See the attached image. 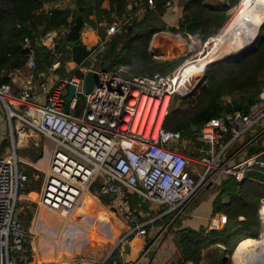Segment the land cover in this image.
Returning <instances> with one entry per match:
<instances>
[{"label":"built area","instance_id":"obj_1","mask_svg":"<svg viewBox=\"0 0 264 264\" xmlns=\"http://www.w3.org/2000/svg\"><path fill=\"white\" fill-rule=\"evenodd\" d=\"M172 2L166 0L165 5L171 6ZM147 5L157 8L155 0H147ZM129 19L113 20L107 25L106 38L122 32ZM72 25L69 22L61 30H50L39 38L51 54L49 72L63 66L64 53L58 49V43L67 38ZM161 31L173 32L169 24ZM157 34L158 31L154 33ZM190 38L189 45L193 39L199 40L194 48L201 53L204 50L200 47L209 42L203 41L199 33ZM21 46L27 57V71L12 70L8 76L13 82L0 83V100L10 122L13 144L9 151L0 153V264H25L26 260L29 230L18 215V204L23 196L20 191L29 187L31 177L21 166L26 159L17 151L16 134L28 141L32 130L55 144L47 165L37 166L42 171L43 181L37 198L29 197V201L39 209L70 219L84 194L102 178L96 191L113 198L124 221L133 228L129 234L145 235L147 230L146 223L140 221L132 208L127 192L166 205L167 212L176 218L199 190L214 179L235 176L241 180L251 170L264 173V158L260 153L234 161L244 146L264 134V126L239 150L226 156L234 141L264 122V87L249 104L247 112L233 108L204 122L199 129L203 142L201 155L190 158L176 148L177 143L183 141V132L166 128L165 120L174 95L193 93L204 80L205 69L200 71L195 67L200 56L185 61L171 73L140 75L131 73L128 65H121L117 70L95 68L92 59L96 54L93 53L87 58L92 60L91 65L84 63L87 59L75 62L72 71L58 81L50 84L47 77L40 82V87L48 89L47 98L40 101L36 98V46L28 35L23 37ZM91 69L97 70L98 79L93 90L86 93L84 77ZM70 85L75 92L67 112ZM80 99L84 107L77 115L73 112ZM227 103L232 105L233 99L228 98ZM192 160L202 165L201 173L191 170ZM263 206L264 198L259 210L264 223ZM111 264H136V261L114 259Z\"/></svg>","mask_w":264,"mask_h":264},{"label":"trees","instance_id":"obj_2","mask_svg":"<svg viewBox=\"0 0 264 264\" xmlns=\"http://www.w3.org/2000/svg\"><path fill=\"white\" fill-rule=\"evenodd\" d=\"M105 1L75 0V8H55L41 14L44 0H0V83L9 81L7 76H1L3 72L20 69L25 65L27 57L21 46L25 35L30 36L36 46L37 63L41 67L49 65L50 51L44 45H39V38L50 30H61L65 27L72 11L75 16L83 14L85 22L92 27L89 29L87 25L83 26L82 38L75 43L92 47L96 42H100L101 48L94 52L98 69L117 70L121 65H128L133 74L141 75L167 73L178 66V60L160 61L153 58L148 49L153 34L166 25L163 20V14L167 10L166 0H155L157 8L147 7L142 18L138 17L135 11L140 5L147 3V0H109L108 7L105 6ZM130 3L132 10L128 11ZM240 4L245 5L246 0H242ZM116 17H128L131 24L126 32H118L106 38L107 25ZM227 20V9L207 7L204 0H187L179 24L174 29L192 34L199 32L206 41L210 36L216 35ZM101 22H105L103 26L100 25ZM18 23L21 27L17 26ZM62 41L58 49L64 56L65 52L69 53V59L73 60L70 48L62 45ZM84 63L91 65L92 60L87 59ZM263 87L264 39L261 40L260 37L254 50L244 51L233 58L210 62L206 67L204 80L196 91L185 96L174 95L165 127L196 136L198 133L192 131V124L200 129L204 122L220 116L223 112L251 104ZM227 96L232 97V105L225 103ZM83 107L84 101L80 99L74 112L80 114ZM258 173L250 171L242 180L230 176L222 182L213 202V213L226 214L229 218L227 226L210 231L204 227L178 231L177 240L185 260H193L199 264L204 245L228 242L229 237L240 225L242 227L239 231L259 225L258 210L261 198L264 197V183L256 180L261 177ZM241 215L245 216L244 220L240 219ZM103 235L108 239L107 235ZM249 236L257 237L251 233L244 235L246 238L238 244L233 255L235 264L241 244L247 239H254Z\"/></svg>","mask_w":264,"mask_h":264},{"label":"crops","instance_id":"obj_3","mask_svg":"<svg viewBox=\"0 0 264 264\" xmlns=\"http://www.w3.org/2000/svg\"><path fill=\"white\" fill-rule=\"evenodd\" d=\"M186 1L187 0H173L172 5L167 6V10L163 14V20L166 24L170 25L173 32L168 33L166 31H161L163 30L161 29L158 31L157 35L153 34L149 42L148 49L152 53L153 58L157 60H179L184 56H188V58H184L176 68L170 69L167 73L176 71L180 65L189 59H193V55H195L192 53V43L189 45V38L194 34L174 29V27L178 26L183 15ZM204 4L207 7L216 9H227V12L228 9L231 8L230 0H204ZM131 5L132 3L128 6V11L132 10ZM226 5H229L230 8H226ZM105 6H109V0L105 1ZM147 7H149L147 3L138 7L135 11V13L139 15L138 17L142 18L144 16ZM55 8H75V0H44V8L41 14L47 13ZM77 15L75 16L74 11H72L67 19L68 23H74ZM126 19L129 18L127 17ZM130 20L131 19H129L128 24L125 25L122 32H126L127 27L131 24ZM86 25L89 29H92L91 25L87 22H85L84 26ZM199 35L204 41L203 35L200 33ZM212 37L213 36H210L207 40L209 41ZM64 41H68L67 38ZM94 45H97V49H99L100 42H96ZM71 47L72 45L68 46L72 55ZM154 53H157L159 57H154ZM65 55L62 68L53 73L48 71V64L41 67L39 63H37V68L35 70L36 80L42 82L49 77L48 82L51 84L52 82L58 81L62 75L71 72V68L74 67L75 61L69 59V53L65 52ZM92 60L95 61V63L98 62L95 56ZM20 69L25 72L27 71L25 65ZM9 72L10 71L7 73L3 72L1 76H7L9 78ZM6 82L13 81L9 78V81ZM47 95L48 89L38 86L36 98L43 101L47 98ZM228 98L232 97L227 96L225 103H227ZM0 114L2 115L0 119V153H4L11 149L10 145L12 140L10 138V122L2 102H0ZM263 126L264 122L254 127L246 133L245 136L234 141L226 156L239 150V148L243 146L255 132L260 131ZM29 134L30 137L28 141L23 140L21 137L19 138L17 134L15 137L17 151L20 156L26 159L25 162H22L21 166L28 172L31 166V169L36 171L39 175H42V171L37 166L44 167L47 165L49 155L55 144H53L51 148H48L47 140L49 138H45L32 130L29 131ZM202 145L203 142L198 132L196 136L183 134V141L177 143L176 148L184 152L190 158H198L201 155L200 148ZM31 147H33L35 151L40 152L39 161H32L31 157L23 152L24 149ZM254 153H260L262 158H264V134L261 135L259 139L244 146L243 152L240 153L234 161H241L245 155ZM189 167L197 174L203 171L202 165L195 160L190 161ZM257 172L261 174V177L258 176L259 178H256V180L264 183V173L260 171ZM227 178H216L213 183L200 189L191 204L176 218H174L173 213L167 212L166 205L144 200L136 194L127 192L132 208L138 213L140 221L146 223L147 231L145 235L129 234L133 229L131 224L129 225L124 221L122 213L118 210L114 200H111V202L104 200L99 196V193H97V188L91 190L95 185L91 187L89 193L86 192L84 194L82 203L70 219L64 218L47 209H39L34 203L28 201L27 198L33 197L36 193L38 195L39 192V188L32 187V193L21 192L23 196L19 201L18 209V215L29 230V235L26 240L25 264H111L114 259L136 261V264H180L181 262L188 264L189 261L193 260L184 259L182 249L177 240L178 231L184 228L200 229L201 227L210 231L228 225L229 218L226 214L223 212L213 213V202L219 192L222 182ZM212 187H215V190L211 195H208L206 199L204 198L201 201L196 199L203 190ZM95 198L97 199L95 200ZM224 201L226 200L224 199ZM259 210L258 214L262 228L258 234H256L257 237L254 236L255 238H262L264 234L263 222ZM242 216L243 215L240 216V219L244 220L245 216H243V218ZM241 227L240 225L235 231H239ZM103 233L107 235L108 239ZM123 237L125 238L122 240ZM244 238L246 237L243 236L240 238L230 255L227 241L204 245L202 247L199 264H227L229 261L235 264L233 258L234 252L238 244ZM229 240H232V237H229ZM261 248L262 247L259 246L258 250H261ZM239 250L240 248L237 251L236 264H241ZM151 252V257H148Z\"/></svg>","mask_w":264,"mask_h":264},{"label":"bare ground","instance_id":"obj_4","mask_svg":"<svg viewBox=\"0 0 264 264\" xmlns=\"http://www.w3.org/2000/svg\"><path fill=\"white\" fill-rule=\"evenodd\" d=\"M247 6H238L236 13L227 23V29L221 40L224 56L237 53L250 46L258 37L264 25V0H247ZM197 39H193L192 47H196ZM209 55L212 59H209ZM219 57L213 51L207 56L200 57L196 68L203 71L206 65ZM264 214V206L262 211ZM262 247L258 250V247ZM257 250V251H256ZM239 259L241 264H262L264 262V234L260 239H247L240 247Z\"/></svg>","mask_w":264,"mask_h":264},{"label":"rangeland","instance_id":"obj_5","mask_svg":"<svg viewBox=\"0 0 264 264\" xmlns=\"http://www.w3.org/2000/svg\"><path fill=\"white\" fill-rule=\"evenodd\" d=\"M241 1L242 0H230L231 8L228 9V12H227L228 20L226 21V23L224 24V26L222 27V29L216 35H214L212 38L209 39V42H207L208 43L207 46H204L203 45L202 47H200V50L201 49L204 50L202 53L199 52V51H197L196 48H193L192 53L195 54V55H193L194 56L193 58L199 57V56L200 57L207 56V53H210V52L213 51V54H216V56L219 57V58H217L215 60H218V59H222V58H226V57L237 56L242 51H245L243 49V50H241V51H239L237 53L229 54V55H225L224 56V51H223L222 46H221V40H222V38H223V36L225 34V31L227 29V23H228V21L232 18V15H234L236 13V10H237L238 6L244 7V6H247L248 5V4L241 5L240 4ZM263 32H264V26L261 27L260 33H259L260 36L258 35L259 37L257 38V40H255V42L253 43L252 47H250V49L251 48H254L257 45V42H258L259 38L261 37V35L263 34ZM189 41H191V38H189ZM196 41H197V43L195 45L198 44L199 40L197 39ZM67 42L68 43H72V42H69V41H64V42H62V45L66 44V46H69L70 44H68ZM184 58H188V56H184L183 58L179 59L177 63H181L184 60ZM209 59L211 60L212 59V56L209 55ZM215 60H213V61H215ZM205 72H206V68H205ZM82 101H83V99H82ZM47 144H48V148H51L54 143L51 140L48 139L47 140ZM10 147L12 148V143H11ZM23 152L27 156L31 157L32 161L33 160L39 161L40 152L39 151H35L33 147L24 149ZM46 152H48V151H46ZM29 172H30L29 174H30V177H31V181L29 183V188H27L25 190H21L20 192L32 193V189H31L32 187L33 188H39L38 190H40V188H41V184H42V181H43V176L42 175H39L36 171H34L33 169H31V166H30ZM101 182H102V178H100V181L91 190H95V188H97L100 185ZM214 190H215V187L206 188L205 190H203L196 197V199L198 201H201L204 198L206 199L207 196L208 195H211ZM99 196H101L104 200H108L109 202H111V200H113V198L111 196H108V195H101V194H99ZM32 198H37V193L34 194ZM22 200H24V199H22ZM30 202H31V200H30ZM263 227H264V223H263ZM261 228H262V225H261V223H259V225H256L255 227H253V228H251L249 230H242V231H239V232L238 231L233 232L232 233V236H231L232 237V240H228V242H227V245L229 247V255L233 251L236 243L240 240V238L242 236H244L247 233H251V234H255L256 235V234H258V232L260 231ZM251 238H254L255 239V237H251ZM258 239H260V237ZM227 264H232V262L229 261ZM262 264H264V262Z\"/></svg>","mask_w":264,"mask_h":264},{"label":"water","instance_id":"obj_6","mask_svg":"<svg viewBox=\"0 0 264 264\" xmlns=\"http://www.w3.org/2000/svg\"><path fill=\"white\" fill-rule=\"evenodd\" d=\"M226 8H230L229 5H226ZM84 25H85L84 15L78 14L74 20L72 27L70 28L68 35H67V40L69 42H72V43H75L78 40H80L81 39V30H82ZM263 39H264V33L261 35V40H263ZM253 43L250 46H248L247 48H245L244 50L245 51L254 50L256 48V46L254 48L250 49V47H252ZM39 45H42V44L39 42ZM96 49H97V45H93L92 47H88L85 44L75 43L71 47L72 59L77 63H82L88 57H90L95 52ZM242 52H244V51H242ZM240 54H238V55H240ZM233 57H235V56L226 57V58L229 59V58H233ZM210 62H212V61H210ZM96 64L97 63H95V68H97ZM97 79H98V72L96 69H91L90 71H88L86 73V75L84 77V86H85V92L86 93H89L93 90L94 86L97 83ZM36 83L38 84V86H40V80H36ZM200 84H199V86H200ZM74 92H75L74 86L70 85L68 88V94L66 96V111L67 112L70 111V102L72 101V99L74 97ZM248 110H249V104H245L244 105V111L247 112ZM224 114L225 113L223 112L222 115H224ZM192 131L198 133L199 128L195 124H192ZM151 255H152V252L149 253L148 257H151Z\"/></svg>","mask_w":264,"mask_h":264}]
</instances>
